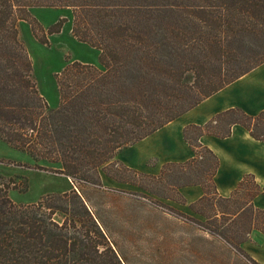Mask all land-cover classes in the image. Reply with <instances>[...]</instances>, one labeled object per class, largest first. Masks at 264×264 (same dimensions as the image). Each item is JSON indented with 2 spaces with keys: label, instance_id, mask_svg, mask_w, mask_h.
I'll use <instances>...</instances> for the list:
<instances>
[{
  "label": "trees",
  "instance_id": "obj_1",
  "mask_svg": "<svg viewBox=\"0 0 264 264\" xmlns=\"http://www.w3.org/2000/svg\"><path fill=\"white\" fill-rule=\"evenodd\" d=\"M33 6L72 9L75 37L100 50L101 66L74 60L57 74V108L39 91L19 38L18 12L30 19ZM66 20L60 18L49 33L59 32ZM262 63L264 0H0V139L41 168L43 161L58 166L56 172L75 186H102L101 170L139 185L115 175V164L152 181L171 178L177 189L200 185V200L221 201L213 215L197 211L206 218L201 228L259 264L234 235L238 222L248 224L249 232H264V209L255 205L264 189L247 173L229 197L219 195V158L200 139L225 138L239 124L264 140V110L251 115L232 107L205 124L187 125L183 134L193 157L163 164L159 175L113 158ZM189 73L192 82L186 81ZM9 188L0 183V264H124L76 188L32 204L16 203ZM212 218L213 225L207 223Z\"/></svg>",
  "mask_w": 264,
  "mask_h": 264
},
{
  "label": "rangeland",
  "instance_id": "obj_2",
  "mask_svg": "<svg viewBox=\"0 0 264 264\" xmlns=\"http://www.w3.org/2000/svg\"><path fill=\"white\" fill-rule=\"evenodd\" d=\"M28 13L32 19H23V12H18L19 38L32 59L39 91L51 107L57 108L60 105L57 74L74 60L85 62L87 59L101 66L100 50L75 37L72 9L33 6L28 8ZM63 17L67 20L61 30L49 33L50 27ZM39 37H46L48 42H42ZM193 80L194 75L187 74L186 81ZM113 161H120L117 153ZM39 164L46 168L35 165L27 153L0 139V183L10 186V197L18 204H32L46 194L76 188L107 232L111 245L124 264H256L220 236L201 228L206 218L197 211L213 215L221 205L217 196L211 200L208 197L206 201L199 198L190 202L182 192L183 187L177 189L170 182L171 178L152 181L124 171L120 164L112 167L114 174L134 179L139 185L117 181L101 170L102 186H75L69 176L56 172L58 166L44 161ZM207 223L215 224V218ZM240 225L238 222L240 228L232 236H235V242L245 240L241 242L243 248L245 242L254 240L252 232L261 230L255 228L249 232L248 224Z\"/></svg>",
  "mask_w": 264,
  "mask_h": 264
},
{
  "label": "crops",
  "instance_id": "obj_3",
  "mask_svg": "<svg viewBox=\"0 0 264 264\" xmlns=\"http://www.w3.org/2000/svg\"><path fill=\"white\" fill-rule=\"evenodd\" d=\"M84 61L93 62L87 59ZM232 107H240L251 115L264 110V63L144 139L121 147L117 157L131 168L158 174L167 162H183L193 157L194 152L183 134L187 125L205 124L217 113ZM200 140L219 158V167L214 177L219 195L229 197L247 173L254 174L264 189V140L254 138L239 124H235L231 135L225 138L203 135ZM151 161L152 164L149 163ZM182 192L190 202L204 194L200 185L183 187ZM255 205L264 209V193L255 198ZM252 233L254 240L245 242L243 249L264 264V233L259 230Z\"/></svg>",
  "mask_w": 264,
  "mask_h": 264
}]
</instances>
